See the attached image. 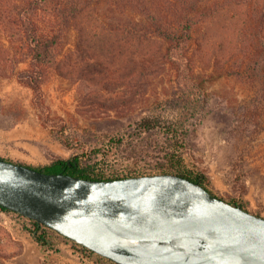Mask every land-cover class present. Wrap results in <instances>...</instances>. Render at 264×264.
Instances as JSON below:
<instances>
[{"label":"rangeland","instance_id":"1","mask_svg":"<svg viewBox=\"0 0 264 264\" xmlns=\"http://www.w3.org/2000/svg\"><path fill=\"white\" fill-rule=\"evenodd\" d=\"M96 6L105 19L125 21L136 14L128 5L110 7L107 0ZM259 12H264V0L232 3L203 17L192 55L196 71L208 78L209 101L201 117L191 122L181 150L187 165L206 178L216 195L264 216V69L256 64L264 38L243 28L252 27ZM66 35V60L80 66L95 60L100 52L104 69H88L80 75L73 64L74 70L62 67L64 75L52 72L43 84L51 127L43 124L33 104V90L19 81L17 72L28 61H16L8 75L0 76V156L40 166L58 156L83 152L84 146L68 148L55 138L61 127H65V137L80 140L92 150L148 114L164 120L180 116L184 103L175 71L161 57L155 56L148 70H130L128 55L114 51L116 44L90 41L73 28ZM0 39L4 41L3 35ZM109 49L115 54H107ZM82 51L92 56L85 59ZM125 98L134 100L114 107L115 101ZM248 111L251 118L246 122ZM158 133L166 145L164 129ZM148 150L139 160L119 161L111 170L150 174L168 169L163 152L151 146ZM30 224L16 211L0 209V264H97L57 233L50 242L58 250L39 243L27 229Z\"/></svg>","mask_w":264,"mask_h":264},{"label":"trees","instance_id":"2","mask_svg":"<svg viewBox=\"0 0 264 264\" xmlns=\"http://www.w3.org/2000/svg\"><path fill=\"white\" fill-rule=\"evenodd\" d=\"M101 1L0 0V35L4 38V41L0 39L2 42H0V76L8 75V69L14 67L16 61L27 60L28 66L17 72L19 81L33 90V104L38 109L43 124L53 127L49 116L50 108L43 92V84L52 72L56 71L64 75L62 67H71L73 64L80 75L88 69L101 71L105 67V58L100 52L96 53L95 60L91 61L88 58L92 54L82 51L81 55L88 60L80 66L66 60L69 58H65L66 55L63 54L66 33L73 28L81 37L85 35L90 41H107L116 44L117 48L114 51L128 55L126 65L130 70L140 72L148 70L153 66L154 57L157 55L161 57L175 71L184 103L182 112L176 119L164 120L154 114L143 116L137 125L133 126L135 130L132 127L119 131L92 150H87L86 144L82 145L80 140L65 137V127H61L54 133L55 138L68 148L84 146L83 152L71 157L58 156L50 163L40 166L24 164L47 172H65L84 178H122L148 172L119 173L111 170L113 164L126 159L139 160L151 146L153 151L163 152L162 157L166 159L168 167L162 170L163 172L179 173L200 181L215 194L209 188L206 178L187 165L181 150L189 136L191 122L201 117L209 101L208 78L196 71L192 47L195 32L205 20L203 17L206 18L232 3L238 4L248 0H107L110 7L124 8L128 5L136 12L135 16L125 21L101 17L96 8ZM255 19L256 23L252 27L243 28L261 33L264 38V12H259ZM108 51L110 52L107 54H115L112 49ZM258 53L259 59L256 60V64L258 63V67L262 70L264 50L259 49ZM70 69L74 70V67ZM103 83L106 87L107 81ZM133 98L115 101L114 107L125 105V102L132 101ZM250 118L249 111L245 112L243 120L247 122ZM160 129H164V134L167 136L166 145L161 143V135L158 133ZM236 204L243 206L241 203ZM0 209L14 211L1 204ZM17 213L29 220L31 224L27 229L36 240L41 244H48L50 249L58 250L55 243L50 242L53 234L57 233L64 240L78 245L82 252L93 257L97 264H119L57 230Z\"/></svg>","mask_w":264,"mask_h":264},{"label":"water","instance_id":"3","mask_svg":"<svg viewBox=\"0 0 264 264\" xmlns=\"http://www.w3.org/2000/svg\"><path fill=\"white\" fill-rule=\"evenodd\" d=\"M0 204L119 264H264V216L179 173L91 179L0 157Z\"/></svg>","mask_w":264,"mask_h":264},{"label":"bare ground","instance_id":"4","mask_svg":"<svg viewBox=\"0 0 264 264\" xmlns=\"http://www.w3.org/2000/svg\"><path fill=\"white\" fill-rule=\"evenodd\" d=\"M119 240L124 242V243H127V244H139L140 241L138 238H133V237H126V236H121L119 237ZM148 250H152V246H147L146 247Z\"/></svg>","mask_w":264,"mask_h":264}]
</instances>
